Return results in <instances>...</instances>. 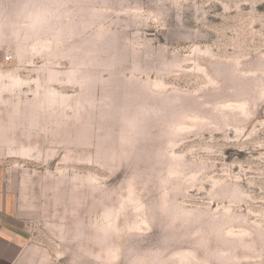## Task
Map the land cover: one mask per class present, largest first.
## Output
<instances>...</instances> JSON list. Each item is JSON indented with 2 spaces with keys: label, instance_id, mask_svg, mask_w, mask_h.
I'll return each mask as SVG.
<instances>
[{
  "label": "rangeland",
  "instance_id": "obj_1",
  "mask_svg": "<svg viewBox=\"0 0 264 264\" xmlns=\"http://www.w3.org/2000/svg\"><path fill=\"white\" fill-rule=\"evenodd\" d=\"M20 31L16 264H264V0H46Z\"/></svg>",
  "mask_w": 264,
  "mask_h": 264
},
{
  "label": "crops",
  "instance_id": "obj_2",
  "mask_svg": "<svg viewBox=\"0 0 264 264\" xmlns=\"http://www.w3.org/2000/svg\"><path fill=\"white\" fill-rule=\"evenodd\" d=\"M42 1L46 0H0V48L17 45L22 25ZM27 244L22 220L0 170V264H16Z\"/></svg>",
  "mask_w": 264,
  "mask_h": 264
}]
</instances>
